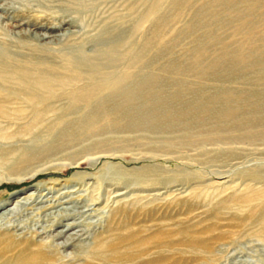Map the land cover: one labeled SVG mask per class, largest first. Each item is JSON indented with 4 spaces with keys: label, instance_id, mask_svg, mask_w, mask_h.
I'll use <instances>...</instances> for the list:
<instances>
[{
    "label": "rangeland",
    "instance_id": "1",
    "mask_svg": "<svg viewBox=\"0 0 264 264\" xmlns=\"http://www.w3.org/2000/svg\"><path fill=\"white\" fill-rule=\"evenodd\" d=\"M171 1L0 0V58L54 71L29 63L33 78L25 77L35 86L26 89L18 79L9 85L16 93L22 86L27 93L54 92L48 101L58 100L44 110L0 112V211L10 209L0 220V235L8 236L0 250L13 248L4 258L12 260L19 243H27L52 264H264V0ZM232 51H239L234 59L227 55ZM218 55L225 65L213 61ZM227 65L237 71L229 73ZM137 77L156 79L153 90L161 96L182 90L183 102L221 95L226 99L209 108L222 117L208 112L177 121L148 105L136 108V116L108 110L109 118H89V103ZM91 90L96 94L88 98ZM26 172L27 179L13 180ZM71 189L75 199L97 203L64 244L57 227L43 221L39 206L49 201L25 202L29 193L53 197ZM118 192L124 194L112 197ZM97 242L103 243L100 261L92 252Z\"/></svg>",
    "mask_w": 264,
    "mask_h": 264
},
{
    "label": "bare ground",
    "instance_id": "2",
    "mask_svg": "<svg viewBox=\"0 0 264 264\" xmlns=\"http://www.w3.org/2000/svg\"><path fill=\"white\" fill-rule=\"evenodd\" d=\"M177 1H179V0H172L171 2L173 3V5L177 2ZM262 4V3H261ZM260 4V5H261ZM206 8V7H205ZM204 8V9H205ZM250 9H252V7H250ZM255 9V8H254ZM251 11H253V10H251ZM205 12H207V11H205ZM254 13H256L255 11H254ZM253 13V14H254ZM252 16V15H251ZM249 19H251V18H249ZM40 37V35L39 34H37V36H36V38H39ZM42 37H44V35H42ZM41 37V38H42ZM141 45V44H140ZM144 45L145 44H143L142 45V50L141 51H143V49H144ZM147 45V44H146ZM167 48V47H166ZM240 49V48H239ZM244 50V49H243ZM248 51V50H247ZM222 52H224V51H222ZM239 52V51H238ZM238 52H231V54L232 55H230V54H227L228 55V57H230V56H232V58L231 59H234L235 57H237L238 56ZM256 52L257 51H255V55H256ZM260 52V51H259ZM262 52V51H261ZM11 53V52H10ZM157 53V52H156ZM155 53V54H156ZM196 52H193V53H191V58L190 59H192V58H195L194 56L196 55L195 54ZM221 53V52H220ZM219 53V54H220ZM225 53V52H224ZM251 53V52H250ZM263 53V52H262ZM158 54V53H157ZM204 55V54H203ZM253 55V54H252ZM9 56V55H8ZM161 56V55H160ZM159 56V57H160ZM189 56V57H190ZM241 56H243V55H241ZM254 56V55H253ZM188 57V58H189ZM223 57H225L224 55H218V56H216L215 57V59L213 60V61H216L217 63L216 64H222V65H225V58H223ZM244 57H245V55H244ZM72 58H74L73 60L74 61H78V62H81V63H88V62H90V60H87V59H85V58H83V57H79V56H76V55H74V57H72ZM255 58V57H254ZM263 60H261L260 59V61H262V62H264V57H261ZM173 59V58H172ZM224 59V60H223ZM161 60H162V58H161ZM170 60V59H169ZM241 60H242V58H241ZM227 61V60H226ZM233 61V60H232ZM168 62V61H167ZM210 62H212V61H210ZM210 62H208V63H210ZM231 62V61H230ZM236 61H233V63L234 64H236V65H238L237 63H235ZM29 63L30 62H27V61H21V62H17V61H13L12 59H9L8 57H2V58H0V112H7V111H15V110H20V109H30V110H35V109H46V107H52L53 105H52V103L53 102H57L58 100L56 99V101H53L52 103H49V98H51V96L54 94V92L53 93H47V94H44V93H42L41 92V90L40 91H38V90H36V89H38L37 87H35V89H32V91L34 92H29V93H27L26 91H24L25 89V87H26V89L27 88H29L30 89V87L32 88V86H35V85H32V84H36V83H34V81H33V83L31 84L30 82H32V81H29L26 77L28 76V77H30V74H31V72L29 71L30 70V68H29ZM181 63V62H180ZM254 63V62H253ZM171 64V63H170ZM169 63H168V65H170ZM172 64H175L174 63V61H173V63ZM261 64V63H260ZM30 65H35V67H37L38 69H40L41 71H48V72H50V73H54V71L52 70V69H50L51 67H49V68H47V67H43V65H42V63H37V64H34V63H30ZM168 65H166L167 67H168ZM176 65V64H175ZM210 65V64H209ZM213 65V64H212ZM263 65V64H262ZM69 66V65H68ZM179 66H180V64H179ZM242 67V66H241ZM69 68H70V66H69ZM166 68V67H165ZM169 68V67H168ZM181 68V67H180ZM163 69V68H162ZM170 69H172V68H170ZM173 69H177V67L176 68H173ZM166 71H167V69H165ZM227 70H228V72L230 73V72H233V71H237V67L236 66H230V65H227ZM18 71H20V72H22L23 73V75L21 74V75H19V73H18ZM169 71V70H168ZM177 71H178V69H177ZM57 72H59V71H57ZM164 72V71H163ZM172 73H173V70H172ZM262 73V72H261ZM61 74V73H60ZM59 74V75H60ZM164 74H165V72H164ZM169 74V73H168ZM182 74H185L184 72L182 73ZM59 75H57L58 77H59ZM148 75V74H147ZM155 76H156V74H154ZM162 75V74H161ZM186 75H187V73H186ZM189 75V74H188ZM262 75V74H261ZM26 76V77H25ZM200 76V75H199ZM32 77V76H31ZM30 77V80L33 78H31ZM152 77V76H151ZM162 77V76H161ZM264 77V76H263ZM37 78V77H36ZM41 77H39V79H40ZM61 79H62V77H60ZM131 78H133V77H131ZM18 79V80H17ZM38 79V78H37ZM38 79V80H39ZM67 79H69V77L68 78H66V80ZM177 79V78H176ZM14 80H17V81H21L23 84H24V86L25 87H23L22 86V88H20V92L21 93H19V92H14V90H13V88H11V86L9 85L10 83H13V84H16L17 83V81H14ZM42 80V79H41ZM71 80V79H70ZM91 80V79H90ZM154 80H156V79H152V78H135V79H133L132 80V86H130V84H129V82H127L128 80H123V83L120 85V86H117V87H111L112 89H110L109 90V93H108V95L106 96V97H104V94H103V97H104V99L103 98H99V100L98 101H94V103L93 104H91V103H89L90 105H92L91 106V109H92V113L93 114H91L90 116L91 117H89V118H91V120H93V121H95V120H100L101 118H103V117H107L108 115H109V111L111 110V111H113V112H117V115L116 116H118V113H122V114H127V115H129V116H136V115H134V114H136L137 113V110H136V108H139L138 110H139V112L141 111V108H146V106H148V107H150V108H155L156 107V110L154 111H151V112H153V113H158L160 116H161V118H163V117H168L169 118V116L171 117V116H175V117H179V118H177L178 120L177 121H179V120H181L182 121V119H184V121L186 120H188V119H194V120H201V115L203 116V115H207L208 114V112L210 113V116H221L222 115V111H220L219 109H216V108H212V109H210L209 107H211V106H209V104L212 102V101H217V103L219 102V99L220 100H223V99H226L225 97H223V96H221V95H219L220 97H219V99L216 97V99H218V100H216V99H214V100H212V98H211V102H209L208 101V99H204V100H207V101H203V100H201L200 102H199V104L197 103H195V102H191V101H187V100H185L186 102H183L182 100H181V98H182V96H183V93L184 92H182V90H179L178 88L176 89V87H175V90H174V88L172 87V85L173 86H176L175 85V83H172V85H171V87L172 88H170V89H173L174 91H173V94L171 93H164V94H162V96L160 95L161 93H160V91L159 92H157V90L155 89V90H153V88H154V84L156 83V81H154ZM159 80H161V79H159ZM159 80H157V81H159ZM170 80V79H169ZM258 80V79H257ZM46 81V80H45ZM44 81V82H45ZM50 81V80H49ZM49 81H47V82H49ZM52 81V80H51ZM73 81V80H72ZM72 81L71 82H68V83H72ZM164 81V80H163ZM259 81V80H258ZM261 81H263V80H261ZM15 82V83H14ZM46 82V83H47ZM53 82V81H52ZM51 82V83H52ZM54 82H56L55 80H54ZM54 82H53V84H51L50 85V87L52 88V86L54 85ZM59 82V81H58ZM61 82H65V81H61ZM79 82H80V80H79ZM126 82L128 83V84H126ZM165 82V81H164ZM179 82V81H178ZM39 83H41V81L39 82ZM60 83V82H59ZM256 83H257V81H256ZM261 83V82H260ZM19 84V83H18ZM17 84V86H19ZM22 84V85H23ZM48 84V83H47ZM58 83L56 82V85H57ZM62 84H64V83H62ZM65 84H66V82H65ZM64 84V85H65ZM96 84V83H95ZM157 84H158V82H157ZM262 84V83H261ZM87 85V84H86ZM91 85H92V83H91ZM97 85V84H96ZM159 85V84H158ZM157 85V86H158ZM168 85H170V84H168ZM45 86V85H44ZM44 86L42 87L43 89H46V87L44 88ZM60 86H63V85H60ZM59 86V87H60ZM71 86V85H70ZM69 86V87H70ZM73 86H74V84H73ZM73 86H71V87H73ZM93 86V85H92ZM98 86V85H97ZM161 86V85H160ZM184 86V85H183ZM185 86H186V84H185ZM188 86V85H187ZM14 87V86H13ZM85 87V86H84ZM90 87V86H89ZM89 87H88V89H89ZM166 87V86H165ZM178 87V86H177ZM191 87V86H190ZM15 89H16V86L14 87ZM34 88V87H33ZM48 88V87H47ZM56 88H58V87H54L53 86V89L55 90V92H56ZM61 88V87H60ZM68 88V87H67ZM76 88V87H75ZM81 88V87H80ZM93 88H94V86H93ZM93 88H91L92 90H93ZM100 88V87H99ZM98 88V89H99ZM167 88V87H166ZM165 88V89H166ZM17 89H19V87L17 88ZM16 89V90H17ZM40 89V88H39ZM53 89H52V91H53ZM69 89V88H68ZM81 89H83V88H81ZM87 88L85 87V90H86ZM97 89V88H96ZM158 89V88H157ZM160 90H162L161 88H159ZM169 89V88H168ZM250 89V88H249ZM255 89V88H254ZM58 90V89H57ZM72 90L74 91L75 89H73L72 88ZM92 90H91V92H89V93H85V95H88V98H90V97H92L93 96V93L94 92H92ZM105 90H106V88H105ZM236 90V89H235ZM255 90H258L257 88L255 89ZM264 90V89H263ZM22 91H24V92H22ZM31 91V90H30ZM36 91H38V92H36ZM46 91V90H45ZM59 91V90H58ZM58 91H57V93H58ZM77 91V90H76ZM75 91V92H76ZM83 91V90H82ZM48 92V91H47ZM63 92V91H62ZM67 92V91H66ZM68 92H70V91H68ZM102 92V91H101ZM162 92H165L164 90L162 91ZM168 92V91H167ZM229 92V91H228ZM227 92V93H228ZM24 93H26L25 95H23ZM33 93V94H32ZM72 93V92H71ZM78 93V92H77ZM104 93V92H103ZM222 93H225V92H222ZM226 93V94H227ZM230 93V92H229ZM29 94V95H28ZM50 94V95H49ZM52 94V95H51ZM65 94V93H64ZM73 94V93H72ZM94 94H96V93H94ZM238 94H239V91H238ZM242 94V93H241ZM248 94V93H247ZM262 94H263V92H262ZM261 94V95H262ZM80 95V94H79ZM91 95V96H90ZM164 95V96H163ZM231 95H233V94H231ZM235 95H237V93L235 94ZM256 96H257V94H255ZM254 95V98L256 97ZM59 96H61V95H59ZM63 96V95H62ZM61 96V97H62ZM74 96V95H73ZM76 96V95H75ZM82 96V94L80 95V97ZM238 96V95H237ZM239 96H240V94H239ZM238 96V97H239ZM242 96V95H241ZM251 96V95H250ZM264 96V95H263ZM262 96V97H263ZM57 97V96H56ZM64 97V96H63ZM70 96H68V98H69ZM78 97V96H77ZM99 97H100V95H99ZM163 98V100L164 101H166V102H164L165 104H163V103H161V104H158V102H157V100H159L160 98ZM172 97H173V106H172V104H171V102L170 101H172L171 99H172ZM184 97V96H183ZM227 97V96H226ZM251 97H253V95L251 96ZM258 97V96H257ZM60 98V97H59ZM67 98V97H66ZM66 98H65V100H66ZM75 98V97H74ZM74 98H72V96H71V99H74ZM87 97H86V99H88ZM180 98V100L181 101H178L177 103H174V101L175 100H178ZM228 99H230L229 97H227ZM62 99H64V98H62ZM210 99V98H209ZM233 99L236 101V99L233 97ZM239 99V98H238ZM261 99H263V98H261ZM260 99V100H261ZM54 100V99H53ZM61 100V99H60ZM59 100V101H60ZM82 99H80L79 101H81ZM95 100V99H94ZM162 100V99H161ZM240 100H241V98H240ZM243 100V99H242ZM248 100H251V99H248ZM257 99H255V101H256ZM259 100V99H258ZM264 100V99H263ZM263 100L261 101L262 103H263ZM71 101V100H70ZM70 101H68V103L70 102ZM84 101V100H83ZM228 101V100H227ZM234 101V102H235ZM238 101V100H237ZM244 102L243 103H240V105L241 104H245V100H243ZM82 102V101H81ZM90 102V101H89ZM92 102V101H91ZM152 102H154V104H152ZM163 102V101H162ZM222 102V101H221ZM224 102V101H223ZM226 102V101H225ZM229 102V101H228ZM239 102V101H238ZM241 102V101H240ZM258 102V101H257ZM60 103V102H59ZM67 103V102H66ZM76 103H79L77 100H76ZM230 103H232L231 101H230ZM253 103H255L254 101H253ZM52 106H51V105ZM57 104V103H56ZM70 104V103H69ZM74 104V103H73ZM72 104V105H73ZM171 104V106H169ZM212 104H213V102H212ZM211 104V105H212ZM233 104V103H232ZM236 104V103H235ZM249 103H248V101H247V105H248ZM256 104V103H255ZM257 104H261L260 102H258ZM257 104H256V107H257ZM63 105V104H62ZM61 105V107L63 108V106ZM68 105V104H67ZM66 105V106H67ZM219 105V104H218ZM242 105V106H243ZM65 106V105H64ZM65 106V107H66ZM76 106V105H75ZM81 106H83V105H81ZM81 106H79L78 107V105L76 106V107H78V108H80ZM87 106V104L85 105V107ZM139 106V107H138ZM157 106H159V107H157ZM221 106V105H220ZM220 106H218V107H220ZM225 106V105H224ZM226 106H228V105H226ZM226 106H225V108H226ZM230 106V105H229ZM228 106V107H229ZM233 106H236V105H233ZM245 107H247L246 105H244ZM249 106V105H248ZM250 106H252L253 108H254V106L253 105H251L250 104ZM260 106V105H259ZM262 106V105H261ZM60 107V108H61ZM74 107V106H73ZM84 107V106H83ZM85 107H84V109H85ZM88 107V106H87ZM90 107V106H89ZM160 107L162 108V109H160ZM169 110L170 109V111H168V110H165V112L164 113H159L161 110L163 111V109H166V108ZM214 107V106H213ZM227 107V108H228ZM237 107V106H236ZM240 108H241V106H239ZM54 108H55V106H54ZM78 108H77V110H78ZM82 108V107H81ZM159 108V109H158ZM230 108V107H229ZM233 107L231 106V108L230 109H232ZM238 108V107H237ZM244 108V107H243ZM248 108V107H247ZM263 108V107H262ZM65 109H67V107L65 108ZM64 109V110H65ZM69 109H71V108H69ZM75 109V108H74ZM158 109V110H157ZM234 110H236L235 108H233ZM249 109V108H248ZM48 110V109H47ZM109 110V111H108ZM146 110H149V108H146ZM223 110V109H222ZM241 110V109H240ZM240 110H238V111H240ZM253 110V109H252ZM263 110H264V108H263ZM263 110L261 111V109H260V112H263ZM71 111V110H70ZM231 111V110H230ZM237 111V110H236ZM243 111V110H242ZM245 111H246V109H245ZM259 111V110H258ZM73 112V111H72ZM133 112H135V113H133ZM202 112L204 113V114H202ZM241 112V111H240ZM244 112V111H243ZM242 112V113H243ZM8 113V112H7ZM145 113V112H144ZM224 114L223 115H226L225 114V111L223 112ZM239 113V112H238ZM245 113V112H244ZM249 113V112H248ZM259 113V112H258ZM0 114H2V113H0ZM139 114V113H138ZM264 114V113H263ZM5 115V114H4ZM114 115V114H113ZM114 115V116H115ZM142 115V114H141ZM157 115V114H156ZM163 115H165V116H163ZM236 115H237V113H236ZM247 115V114H246ZM253 115H255V114H253ZM143 116V115H142ZM158 116V115H157ZM229 117H231V115H228ZM238 116V115H237ZM241 116H244L243 114L241 115ZM258 116H260V113L258 114ZM258 116H254L255 118L256 117H258ZM137 117H139L138 115H137ZM222 117V116H221ZM223 117H226V116H223ZM249 117V116H248ZM251 117V116H250ZM254 117H252V118H254ZM263 117H264V115H263ZM107 118H109V116L107 117ZM114 118V117H113ZM118 118H120V117H118ZM124 118V117H123ZM234 118V117H233ZM235 118H236V116H235ZM238 118L240 119L241 117H239L238 116ZM244 119L246 118V117H243ZM242 118V119H243ZM262 118V117H261ZM260 117L258 118V119H260V120H262ZM125 119V118H124ZM127 119V118H126ZM128 120V119H127ZM211 120V119H210ZM212 120H215V119H212ZM234 119H232L231 121H233ZM241 120V119H240ZM240 120H238V121H240ZM264 120V119H263ZM122 121V120H121ZM133 121V120H132ZM144 121V120H143ZM180 121V122H181ZM226 121V120H225ZM228 122H229V120H227ZM235 121H237V120H235ZM242 121V120H241ZM91 122V121H90ZM250 122H253V123H255L256 122V120H255V122L254 121H252V120H250ZM172 123V122H171ZM179 123V122H178ZM182 124H183V122H181ZM241 123V122H240ZM256 123H258V122H256ZM91 124H92V122H91ZM90 124V125H91ZM169 124V123H168ZM238 124H239V122H238ZM245 124V123H244ZM89 125V126H90ZM240 125V124H239ZM242 125V124H241ZM235 126V125H234ZM178 127V126H177ZM176 128V127H175ZM241 128V127H240ZM186 130V129H185ZM248 136V135H247ZM251 139H252V137H251ZM27 172L25 173V174H22V175H19V176H17V178H14L13 180H17V181H23V180H25V179H27L28 178V176H27ZM30 176H33V175H30ZM76 191H77V189H71V190H66V191H62V192H59L58 194H57V196L55 195V196H48V197H45V195L46 194H48V193H50L51 191H48V192H46L45 194H40V193H36L35 194V197H32L31 196V193H29L28 194V197L26 198V200H28L29 198H30V202H25V203H27V204H30V203H34V205L35 204H41V203H43V202H48L49 201V204H51V205H49V206H47L46 207V205L45 206H39V209H41V208H43V212H44V214H43V217H44V220L43 221H46L47 223H49V225H51V226H53V225H55V227H57L56 228V231H55V236L56 237H61V236H65V241H64V244L65 243H68L69 242V240H71L72 239V237H73V234L74 235H76V233L75 232H68V231H70V229L72 228V227H74V226H76L79 222H76V221H80V220H78V218H88V217H90L91 215H92V213H91V211H93L94 209H93V206L92 207H90L91 205H95L97 202L95 201V200H93V199H90V202L88 203V201H86L85 199H75L73 196H72V194H74V193H76ZM33 194V193H32ZM124 193L123 192H118V193H115L112 197H117V196H120V195H123ZM30 196V197H29ZM66 198L65 200H62L61 201V198ZM68 197V198H67ZM75 199V200H74ZM24 203V204H25ZM63 204V205H62ZM60 205H62V206H60ZM2 208V207H1ZM124 212V211H123ZM8 213H10V209L9 208H5V209H3V210H1L0 211V220L1 219H3L4 217H5V215H7ZM3 215V216H2ZM77 218V219H76ZM50 219V220H49ZM68 219H70V220H68ZM52 220V221H51ZM81 221H82V219H81ZM15 227V226H14ZM68 232V233H67ZM67 233V234H66ZM5 237H7V240H8V236H6V235H0V245H1V243H3V240L4 239H6ZM116 237V236H115ZM109 239H111V237H108ZM121 238V237H120ZM108 241V240H107ZM104 242V241H103ZM109 242V241H108ZM121 242V241H120ZM9 243H12L11 241L9 242ZM99 242H97V245L96 246H94V247H96V250L97 251H92L93 252V254H95V255H93L94 257H96V259L97 260H102V259H100V257H102L103 256V254L102 253H100L101 251H100V249H101V245H103V243L102 244H98ZM101 243V242H100ZM19 244H21V248H22V250L21 251H19V253L18 254H16L13 258H12V260L11 259H9V258H4L5 257V253L9 250V249H7V250H5V249H2V250H0V264H9V261L11 260V264H52V262L51 261H53V258H51V257H47L45 254H42V255H40V256H38L40 253H39V251L38 250H31L29 247H28V245H27V243L26 244H22V243H19ZM19 244H17V246L16 247H18V245ZM6 245H8V243L7 244H4V246L2 247V248H4ZM51 247H52V249H56L57 248V245H51ZM13 248H11L9 251H12L13 252V250H12ZM38 251V252H37ZM106 253V252H105ZM12 254V253H11ZM4 258V259H3ZM104 258V257H103ZM103 261H105V259L103 260ZM94 262V261H93ZM137 262V261H136ZM91 263V262H90ZM116 263H118V262H116ZM87 264H89V263H87ZM92 264V263H91ZM94 264H98V263H94ZM103 264V263H102ZM109 264V263H108ZM132 264V263H131ZM134 264V263H133Z\"/></svg>",
    "mask_w": 264,
    "mask_h": 264
},
{
    "label": "trees",
    "instance_id": "3",
    "mask_svg": "<svg viewBox=\"0 0 264 264\" xmlns=\"http://www.w3.org/2000/svg\"><path fill=\"white\" fill-rule=\"evenodd\" d=\"M22 185V184H21ZM21 185H17L16 187H21Z\"/></svg>",
    "mask_w": 264,
    "mask_h": 264
}]
</instances>
